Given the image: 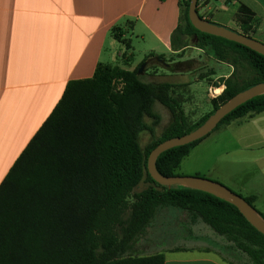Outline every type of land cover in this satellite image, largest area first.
I'll use <instances>...</instances> for the list:
<instances>
[{
    "label": "trees",
    "instance_id": "1",
    "mask_svg": "<svg viewBox=\"0 0 264 264\" xmlns=\"http://www.w3.org/2000/svg\"><path fill=\"white\" fill-rule=\"evenodd\" d=\"M190 3L181 0L173 51L187 50L195 38L196 48L234 68L221 80L225 89L212 100L213 110L191 124L173 96L174 85L144 82L138 73L142 64L134 71L100 65L92 79L71 82L0 186V264H165L164 254L140 256L137 247L158 211L166 207L186 212L193 225L202 222L223 238L225 246L242 258L235 264H264V235L235 206L206 192L162 186L147 170L148 157L160 143L197 130L232 97L264 83V56L197 30L189 19ZM255 17L240 5L235 17L239 30H231L255 39ZM113 35L127 44L118 29ZM151 58L172 72L164 56L152 54L144 63ZM240 64L251 72L242 83L235 79ZM115 80L124 82L122 92L115 90ZM156 103L172 115L159 137ZM263 112L261 95L226 116L213 132ZM146 119L152 120L150 125ZM146 131L153 139L143 151L140 134ZM210 135L161 154L158 171L178 176L182 161ZM144 177L149 187L135 192ZM243 198L264 219L255 207L257 198Z\"/></svg>",
    "mask_w": 264,
    "mask_h": 264
},
{
    "label": "crops",
    "instance_id": "2",
    "mask_svg": "<svg viewBox=\"0 0 264 264\" xmlns=\"http://www.w3.org/2000/svg\"><path fill=\"white\" fill-rule=\"evenodd\" d=\"M242 4L255 13V39L264 44V0H203L198 12L213 23L229 29L236 25L233 30H239L235 17ZM181 13V0H0V186L71 82L92 79L100 65L134 71L137 50L146 58L152 54L174 57L173 64L180 65L192 62L186 56L194 50L205 53L192 44L183 52L173 51L172 35L181 23ZM114 29L119 30L126 45L115 39ZM123 59L125 66L119 64ZM207 60L210 74L204 78L197 75L192 81L185 77L187 72L172 74L164 67L169 77L178 80L169 83L174 85L173 96L180 100L188 119L197 112L202 118L213 110L207 94L210 84L234 72L233 66L212 55ZM221 69L224 76H218ZM202 82L205 93L201 96L197 85ZM176 88L184 91L183 97ZM205 103L211 104L212 110H206ZM225 129L226 140L218 139L216 144L231 168L242 165L243 174L232 176L240 192L237 194L255 196V207L264 214V112L235 120L212 134ZM212 134L186 158L206 147ZM159 211L186 213L173 207ZM164 225L165 239L172 241L175 223L166 220ZM201 225L204 223H190L187 246L170 247L162 253L165 264H233L204 246ZM196 226L202 230L196 232ZM147 234L151 237V225ZM217 242L225 246L224 239Z\"/></svg>",
    "mask_w": 264,
    "mask_h": 264
},
{
    "label": "rangeland",
    "instance_id": "3",
    "mask_svg": "<svg viewBox=\"0 0 264 264\" xmlns=\"http://www.w3.org/2000/svg\"><path fill=\"white\" fill-rule=\"evenodd\" d=\"M222 3L224 2L222 1ZM200 14H202L201 11H200ZM233 29H236V25L233 26ZM196 43H197V40L193 38L191 40V44L193 46H196ZM118 46L121 48H125L124 45L118 44ZM200 54L194 50L191 55H187L186 58L193 59L192 62L188 64L187 63L181 64V65L173 64V62L175 61L174 57L167 58L166 62L167 64H170L173 66V70L171 72L172 74L175 72H179V71L187 72V76L185 77L192 81L193 79H195L197 75L203 77V76H207L210 74L209 66L207 65L209 61L207 60V58H208V55L213 56V54L210 51L206 53H200ZM194 58H196L197 60H195ZM125 59L119 62V64L124 65ZM145 59H146L145 55L139 53L137 50L135 54V60H134L136 67L140 66L141 64L143 65L147 63V62L144 63ZM176 61L180 62L179 60H176ZM225 74L226 73L223 71V69H221L218 72V76H224ZM169 76H170V73L167 72L166 69H164V65L162 64V62L157 61V60H151L146 65L143 73L140 74V77L143 79V81L147 83L161 84V83L169 82V81L178 82V80H174ZM250 76H251V72L246 65L240 64L237 66V70L235 73V79L239 83H242L243 79L248 78ZM221 80H222V77L218 79L219 82H221ZM211 81L213 80L208 79L209 83ZM218 81L216 82L214 81V83L216 84ZM175 90L182 97L184 96V91H182L179 88H176ZM197 90L201 96L204 95L205 82L198 83ZM204 107L208 111L212 110V105L209 103H205ZM154 111L161 116V123L157 128V135H156V137H159L160 135H162L165 129L171 124L172 115L166 107H164L163 105L159 103L155 104ZM194 111L196 110L193 109V112ZM200 118H201V115L199 116L197 112V114L189 117V121L191 124L196 123L197 121H199ZM151 122L152 120L146 119L147 124L150 125ZM226 137H227L226 129L219 133L212 134L211 138L209 139L207 143L208 145H206V147L204 148L201 147L199 151H197L195 154L193 153L191 157L186 158L182 162L181 167L176 172L178 176H195V177L209 179V180L218 182L228 187L235 193H240L238 192V189L234 185L232 176H234L237 172H240L243 174L242 165L236 166V168H231V166L228 165L225 161L226 157L224 156L222 157L221 148L218 147V144H216L217 142L216 140L221 139V138L226 140ZM152 139L153 138L148 131L140 134V147L143 151L150 144ZM220 179L223 180L224 183L220 182ZM148 187H149V184L145 181V177H144L143 180L138 185V187L135 189V192H141L147 189ZM130 202H133V199H130ZM166 220H172L175 223L173 227L174 231L172 232V235H173L172 241H167L165 239V236H166L165 227L167 226H165L164 223ZM190 223H191V219L189 215L186 213L169 214V213H164L163 211H158L156 218L151 224V237L146 233V235L139 242V245L137 247L138 255L161 254L167 249H169L170 247L177 246L179 248H182V247L187 246L188 244L185 240H186L187 234H189L188 228L190 227ZM201 227H203L204 230H202ZM201 227L196 226L194 227V230L196 232L199 230H202L201 232L203 233V239L205 242L203 244L205 247L207 246L211 247V249L220 253V255L222 256L224 260L230 261L233 264L240 262V259L238 258L235 252L227 249L226 246L223 247L220 242H217V240H223L222 238L216 235L207 225L204 224V225H201ZM215 238H217V240ZM217 248H220L219 249L220 251ZM221 250H223L222 251L223 254Z\"/></svg>",
    "mask_w": 264,
    "mask_h": 264
},
{
    "label": "water",
    "instance_id": "4",
    "mask_svg": "<svg viewBox=\"0 0 264 264\" xmlns=\"http://www.w3.org/2000/svg\"><path fill=\"white\" fill-rule=\"evenodd\" d=\"M198 1L199 0H191L189 8L190 22L197 30L238 43L264 56V44L260 41L202 18L198 12ZM146 65L147 63L141 66L138 72L139 75L143 73ZM261 95H264V83L255 85L232 97L219 107L197 130L188 135L175 137L160 143L148 157L147 170L152 179L162 186L170 188L182 186L206 192L232 204L254 228L264 235V219L242 196L233 192L228 187L218 182L195 176L167 177L162 175L157 169V160L161 154L173 148L191 144L210 135L226 116L231 114L238 107Z\"/></svg>",
    "mask_w": 264,
    "mask_h": 264
},
{
    "label": "built area",
    "instance_id": "5",
    "mask_svg": "<svg viewBox=\"0 0 264 264\" xmlns=\"http://www.w3.org/2000/svg\"><path fill=\"white\" fill-rule=\"evenodd\" d=\"M113 86L115 87L116 91L122 92L125 84L122 80H115L113 82ZM224 89H225L224 84H212L209 86L207 94L212 100H215L220 97Z\"/></svg>",
    "mask_w": 264,
    "mask_h": 264
}]
</instances>
